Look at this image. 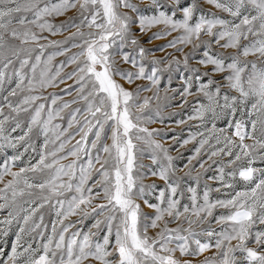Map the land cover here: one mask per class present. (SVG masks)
<instances>
[{
    "label": "snow or ice",
    "instance_id": "snow-or-ice-1",
    "mask_svg": "<svg viewBox=\"0 0 264 264\" xmlns=\"http://www.w3.org/2000/svg\"><path fill=\"white\" fill-rule=\"evenodd\" d=\"M206 2L228 18L199 0H0V236L17 229L0 264H264V0ZM166 48L182 60H148ZM60 84L70 100L44 95ZM189 96L204 131L177 176L148 125Z\"/></svg>",
    "mask_w": 264,
    "mask_h": 264
},
{
    "label": "rangeland",
    "instance_id": "rangeland-1",
    "mask_svg": "<svg viewBox=\"0 0 264 264\" xmlns=\"http://www.w3.org/2000/svg\"><path fill=\"white\" fill-rule=\"evenodd\" d=\"M133 2L136 3H140L141 7L146 6L149 3V0H143V2L141 3V0H133ZM186 2H189V0H181V6H183ZM199 5L200 7L205 11V12H213L216 13L217 15H220L224 18H228L226 13H221L219 10L215 9L212 5L208 4L206 2V0H199ZM74 15L73 12H69L67 13V16H72ZM181 14L179 12H177V17H179ZM66 19V17L62 16V17H58L54 20L55 23H59L60 21ZM162 26H157L156 28H153L152 31H158L159 28ZM71 31H75V29H72ZM69 33L65 32L63 33V35H57V36H50V39H56V40H62L64 38V36H67ZM150 34V33H149ZM45 35H48L47 33H45ZM176 33H173V36H175ZM172 37H165L163 39L160 40H155L152 42V45H164L168 42V40H170ZM147 38H145L146 40ZM142 43H144L142 41ZM152 45H149L147 43H144L145 47H151ZM54 49H47V52H51ZM189 48H185V51H188ZM72 52L77 51V49H72ZM223 51V50H222ZM228 52H232L234 50L229 49L227 50ZM71 53H67L66 55H70ZM175 55L177 57H179L182 60V55L180 53L175 52L174 49L172 48H166L163 51H155L149 54L148 56V60H153V59H163L165 57H168L169 59H171V56ZM66 56H57L54 58L53 60V64H58L60 61L65 60ZM254 57H249L248 59H253ZM190 63H192L193 65L195 64V61H190ZM70 66L69 68H66L65 71H69L71 70ZM159 67L163 68L164 65H159ZM176 66L173 65V72H172V80H171V86L173 88L179 87L180 85V81L178 79L179 77V73L175 71ZM180 71H184L183 66L181 64L180 66ZM168 73L165 72L163 77H162V82H161V95H163V88L165 86L168 85ZM122 82V81H121ZM72 81H67L66 84H71ZM123 83V82H122ZM138 83H142V84H147V81H138ZM66 84H60L58 87L55 88H48L45 92L44 95H47L49 93H57L58 95H61L63 97L64 100H70L72 97L64 94L60 91L61 88H64L66 86ZM14 86V85H13ZM126 88L129 87V85L125 84L124 85ZM134 87V86H133ZM195 89H193L194 91ZM6 94V93H5ZM74 95V93H73ZM152 93L151 92H145L142 93V96H151ZM201 100H203V97H200ZM194 100V97L189 96L188 97V101L190 102L189 105L183 109L177 107L176 105L179 104V97H177V100L173 101V107L168 108L166 110H164V112L162 113L163 117H164V123L161 124L159 122L157 123H152L149 124L148 127L151 128H156L160 130L161 135L157 136L156 139L159 140L160 143H162L165 147L170 148V155H172L173 157H175L176 159L174 160V163L177 167V176H184V173L186 171H188V169L184 168V165L188 162V158L193 154V150L194 148L197 146V141L199 139V137L197 138V141H192L187 145H184L183 147H181L182 142L185 139L189 138V134L190 133H196V132H200V131H204V129L202 127H200V122L198 120H188L187 117L189 115L192 114V105L191 102ZM50 103V101H49ZM59 103V102H58ZM155 105H153L154 107ZM67 111V110H66ZM173 113H176L175 115ZM179 120H185L186 123L184 124H177L176 122ZM218 126H223V121H218ZM66 126V124H65ZM208 127H211V125L209 124ZM20 134L18 133H14L13 135H17ZM166 134V135H165ZM176 136L177 140L173 141L171 139V137ZM43 142V138L41 137L40 139V143ZM18 151H24V147L23 145L18 146ZM8 154L11 155L13 154V150L12 149H8L7 150ZM29 155H34L33 153L29 152L28 154H26L24 156V159L27 160ZM38 158V157H37ZM2 162V161H0ZM145 163H150V161L145 160ZM193 163L195 164L196 162L193 161ZM257 166H261V165H257ZM197 169H198V165H197ZM193 176L195 175V171H193ZM213 175V171H208L207 173L204 174V180L207 179L208 176ZM7 179V177L5 178ZM146 183H151V182H156L158 184H160L161 186L163 185L162 181L157 180L155 177H149L145 180ZM185 182L187 184H194V181L188 179V177H185ZM212 183L213 187H218L219 185L214 183V182H209ZM201 184H203V181H201ZM213 198H217L220 196V194L218 193H212ZM143 207V205H142ZM147 211V209H145ZM218 211H223V210H218ZM4 215H6V213H0V218H2ZM54 218V214H49V212L47 211V209L45 210V222L49 224V229H50V220ZM72 220H76V217H71ZM93 223V221L91 219H88L84 222V230L87 231L88 228L91 226V224ZM172 227H174L175 225H171ZM213 227H215V223L213 222ZM16 228L12 227L9 230V233L7 236H0V248H3L5 251V254H7L8 252L11 251V243L12 241L15 239V232H16ZM150 230V234H151ZM177 256H179V253H176ZM204 255H211V253H205ZM0 259H2V257H0ZM200 259H203V256L200 257Z\"/></svg>",
    "mask_w": 264,
    "mask_h": 264
}]
</instances>
